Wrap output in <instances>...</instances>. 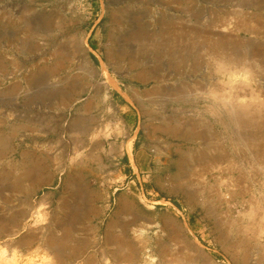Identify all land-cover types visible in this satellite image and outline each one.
Masks as SVG:
<instances>
[{
    "label": "rangeland",
    "instance_id": "1",
    "mask_svg": "<svg viewBox=\"0 0 264 264\" xmlns=\"http://www.w3.org/2000/svg\"><path fill=\"white\" fill-rule=\"evenodd\" d=\"M123 235L264 264V0H0V264H120Z\"/></svg>",
    "mask_w": 264,
    "mask_h": 264
},
{
    "label": "bare ground",
    "instance_id": "2",
    "mask_svg": "<svg viewBox=\"0 0 264 264\" xmlns=\"http://www.w3.org/2000/svg\"><path fill=\"white\" fill-rule=\"evenodd\" d=\"M227 29V28H226ZM223 30H225V29H223ZM89 50H91L90 49V47L88 46L87 47ZM58 63H60V60H59V62ZM63 64V63H62ZM53 71V70H52ZM100 73L102 74V76H103V78H104V83H108V82H112L113 81V77L108 73V71H107V69H106V66H105V64L103 63V61L101 60V62H100ZM229 73V72H228ZM237 74V73H236ZM230 75V74H229ZM234 75V74H233ZM244 75V74H243ZM230 77H232V76H230ZM246 78V77H245ZM236 81V80H235ZM113 83V82H112ZM231 83H232V81H231ZM110 84V83H109ZM222 86V85H221ZM224 88V87H223ZM222 88V89H223ZM237 92V91H236ZM223 95V94H222ZM225 95V94H224ZM227 95V94H226ZM227 97V96H226ZM65 98V97H64ZM223 98V97H222ZM221 98V100H224V99H222ZM225 98V97H224ZM69 99V98H68ZM68 99H66V101L68 100ZM228 99H229V97H228ZM236 99V98H235ZM234 100V99H233ZM90 101V100H89ZM227 101V100H226ZM85 102V101H84ZM91 102V101H90ZM89 102V103H90ZM236 102V101H235ZM87 103V102H86ZM91 104V103H90ZM84 105V104H83ZM83 105H81V106H83ZM90 107V106H89ZM242 107V106H241ZM88 108V107H87ZM245 109V108H244ZM239 121V120H238ZM240 123V122H239ZM241 125V124H240ZM152 126V125H151ZM166 128H164V130L165 131H167L168 132V134L169 133H171V129L169 128V127H167V126H165ZM157 128V127H156ZM160 129V128H159ZM162 129V128H161ZM101 131H103V130H101ZM164 131V132H165ZM172 133H173V131H172ZM96 134V133H95ZM104 136V135H103ZM97 140H99V139H97ZM96 140V141H97ZM100 141V140H99ZM98 142V141H97ZM99 143H101V142H99ZM127 150H128V154H129V159H130V164H131V166H132V168L137 172V166H136V164H135V162H134V158H133V154H132V151H131V144H129V146H128V148H127ZM254 157V156H253ZM255 161V160H254ZM38 163V162H37ZM260 163V162H259ZM43 164V163H42ZM37 165V164H36ZM38 165H40V164H38ZM40 166H42V165H40ZM49 174H51V173H49ZM44 175V174H43ZM77 175V174H76ZM51 175H44L42 178H38V179H36V181L35 182H37V183H44V182H48L49 181V178H51L50 177ZM71 177V176H70ZM74 177V176H73ZM74 179V178H73ZM95 192V191H94ZM93 192V193H94ZM96 193V192H95ZM45 197V196H44ZM90 197L91 196H89V199H90ZM99 199V198H98ZM44 198L43 197H41L36 203H35V205H33V208H32V210H31V213H30V215H29V218L32 216V215H34V214H36V216L38 217V218H40V216H41V214H40V212H39V209H40V207L41 206H43V205H45L44 204ZM97 200V199H96ZM92 201V200H91ZM46 202V201H45ZM128 203V202H127ZM156 203H167L166 201H162V200H158V201H156ZM121 204H122V202H121ZM130 204V203H129ZM124 207L125 208H130L131 209V207H126V205L124 204ZM123 207V208H124ZM94 208V207H93ZM96 209V208H95ZM121 211H122V209H120ZM253 210V209H252ZM96 212V211H95ZM127 212V211H126ZM44 214V213H43ZM121 214V213H120ZM138 218V217H137ZM43 220V219H42ZM41 219H40V221H42ZM135 221H136V217H133L132 219H130L129 220V226H131L132 224L134 225V223H135ZM15 222V221H14ZM117 222V221H116ZM137 222V221H136ZM37 224V223H36ZM39 225V224H38ZM112 226H113V224H112ZM40 227V226H39ZM41 227H43V226H41ZM39 228V229H42V228ZM262 228V227H261ZM124 231H125V229H123ZM39 231H42V230H39ZM134 231V230H133ZM31 232V231H30ZM43 232V231H42ZM34 233H36V232H34ZM40 234V233H39ZM41 234H43L44 235V233H41ZM124 234H125V232H124ZM33 236V235H32ZM37 236H39V235H37ZM41 236V235H40ZM44 237V236H43ZM38 238H40V237H38ZM54 238V237H53ZM53 238H51V237H49L48 236V242H45L47 245H49V246H54L55 245V239H53ZM35 239H37V237L35 238ZM107 239H109V238H107ZM137 239H139L138 238V236H136L135 237V240H137ZM33 240V237H28V238H25L24 237V239H22L20 242L23 244H29V242L31 241V242H33L32 241ZM40 240V239H39ZM44 240V239H43ZM114 241V243H115V245H116V250H115V252H114V257H115V259H117L118 261H120L121 263L120 264H129V263H126V262H129V261H132L135 257H136V251H137V248H136V246H135V244L132 242V239H130V238H127L126 236H124L123 235V237H120V236H116V238L113 240ZM44 242V241H43ZM142 242V241H141ZM140 243V242H139ZM23 244V245H24ZM27 244V245H28ZM158 246H159V244H158ZM165 248V249H164ZM163 248V246L161 247V249H159L158 248V250H159V252L161 253H163L164 255H167L168 254V250H167V248L166 247H164ZM158 252V253H159ZM56 255V254H55ZM159 255H161V254H159ZM176 255H174V257L172 258V261L174 262V263H171V264H185L186 262L185 261H187V260H185L183 257H175ZM59 257V256H58ZM189 259V258H188ZM89 263V262H88ZM90 264V263H89ZM187 264V263H186ZM189 264V263H188Z\"/></svg>",
    "mask_w": 264,
    "mask_h": 264
},
{
    "label": "water",
    "instance_id": "3",
    "mask_svg": "<svg viewBox=\"0 0 264 264\" xmlns=\"http://www.w3.org/2000/svg\"><path fill=\"white\" fill-rule=\"evenodd\" d=\"M76 97H78V96H72V97H70V98L68 99V101L66 102L65 107H66V108L70 107V106L72 105V103H74L75 100L77 99ZM34 192H35V191H34ZM34 192H33V193H34Z\"/></svg>",
    "mask_w": 264,
    "mask_h": 264
},
{
    "label": "crops",
    "instance_id": "4",
    "mask_svg": "<svg viewBox=\"0 0 264 264\" xmlns=\"http://www.w3.org/2000/svg\"><path fill=\"white\" fill-rule=\"evenodd\" d=\"M134 158V157H133Z\"/></svg>",
    "mask_w": 264,
    "mask_h": 264
}]
</instances>
